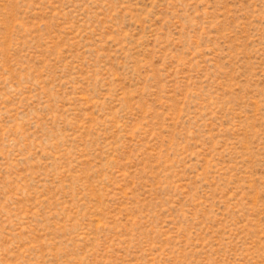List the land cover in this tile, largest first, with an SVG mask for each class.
I'll return each instance as SVG.
<instances>
[{"label":"rangeland","instance_id":"1","mask_svg":"<svg viewBox=\"0 0 264 264\" xmlns=\"http://www.w3.org/2000/svg\"><path fill=\"white\" fill-rule=\"evenodd\" d=\"M0 264H264V0H0Z\"/></svg>","mask_w":264,"mask_h":264}]
</instances>
